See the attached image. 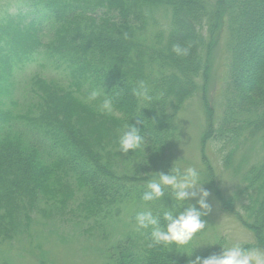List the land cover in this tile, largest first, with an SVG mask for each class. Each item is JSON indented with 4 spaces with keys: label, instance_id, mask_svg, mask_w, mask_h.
I'll return each instance as SVG.
<instances>
[{
    "label": "trees",
    "instance_id": "obj_1",
    "mask_svg": "<svg viewBox=\"0 0 264 264\" xmlns=\"http://www.w3.org/2000/svg\"><path fill=\"white\" fill-rule=\"evenodd\" d=\"M18 1L29 8L26 14L10 15L0 6L6 10L0 11V64L4 74L0 95L10 94L17 70L36 63L66 76L68 83L84 94L95 89L101 92V99L105 93L112 96L115 109L122 114V119L113 117L119 124L117 132L134 125L140 128L147 145L136 150L132 160L135 168H140L144 183L131 180L138 178L135 174H119L102 160L100 149L83 141L78 130H71L68 113L59 115L60 100L74 99L72 93H62L61 86L35 73L25 90V112L0 110L1 221L13 214L8 211L13 205L19 216L25 213L27 200L38 199L41 190L55 185V191L70 189L73 197L79 193L90 217L100 224L112 222L116 210L135 199L146 206L140 212L151 210L166 227L163 212L172 210L178 215L185 202L173 207L169 188H165L162 200L145 202L142 196L153 177L168 174L173 167L172 149L181 135L178 114L188 98L207 90V83L200 87L197 80H205L211 72L207 57L212 41L224 37L228 53L221 90L224 109L217 119L215 108L206 104L204 138L206 142L212 139L221 145L230 144L227 163L251 138L264 150V0ZM162 10L170 14L167 34L158 33L147 43L145 32L158 23L155 15ZM44 28L53 33L46 43L41 40ZM175 43H191L190 55L176 56L172 51ZM141 80L150 90L151 102L142 104L132 94ZM99 123L106 126L105 121ZM243 182L255 189L256 204L246 208L250 210L245 212L247 219L238 214L264 244V158L251 163ZM150 232L131 231L110 243L108 264H189L197 256L203 259L214 252L193 245L181 250L175 245L149 248Z\"/></svg>",
    "mask_w": 264,
    "mask_h": 264
},
{
    "label": "rangeland",
    "instance_id": "obj_2",
    "mask_svg": "<svg viewBox=\"0 0 264 264\" xmlns=\"http://www.w3.org/2000/svg\"><path fill=\"white\" fill-rule=\"evenodd\" d=\"M1 5L7 8L10 15L26 14L29 10L18 0H0ZM155 16L158 23L150 25L145 32L147 43L153 42L158 33L167 34L171 22L169 12L162 10ZM29 18L30 16L27 17ZM52 36L53 33L44 28L41 40L46 43ZM226 41V37L212 41L211 54L207 57L211 72L205 80L203 77L197 80L200 87L204 86V82L207 83V90L197 91L185 101L177 119L181 135L172 149L173 167L181 170L195 168L199 173L200 183L210 193L207 203L211 205L212 211L202 217L206 221V228L189 245L201 251L213 250V254H220L223 247H231L234 243H241L245 248L264 249L263 242L256 237L257 231L246 227L238 214L247 219L246 214L250 210L246 208L255 202V189L243 182V176L251 163L264 158L262 144L251 138L233 153V158L227 163L230 144L217 147V142L212 139L206 142L204 138L208 118L206 104L215 108L217 119L224 109L221 90L228 64ZM39 58L43 59V55ZM1 69L3 70L0 64V79L4 76ZM35 73L61 86L62 93H72L74 99L60 100L59 114L63 116L64 112L68 113L66 119H69L68 126L71 130H78L83 141L100 149L103 153L102 160L113 166L116 172L122 175L135 174L138 178L131 180L143 184L142 174L138 172L140 168H135L136 164L132 162L136 151L129 150L127 154L119 151V139L124 130L117 132L119 124L115 123L113 117L122 119V114L118 109L111 116L100 114L96 110L99 100L92 105L85 103L87 94L69 84L66 76H61L50 68H41L36 63H28L11 78L15 86L10 88V94L0 95V110L12 114L25 112V90L29 88L27 84ZM17 80H21V84L17 85ZM100 121H105L106 126L103 127ZM152 180L158 178L153 177ZM72 185L76 188L75 182ZM53 186L55 185L41 190L38 199L27 200L25 213L22 211L17 216L18 212H14L13 205L8 211H12L14 216L12 214L4 216L2 221L0 219V225L3 226H0V264H108V245L131 231L137 232L135 217L141 208L146 207L141 202L135 199L125 202L116 210L112 222L100 224L90 217V211L85 208L86 204L84 206L81 203L78 192L73 197L70 189L58 192L52 189ZM197 199L198 197L184 201L183 209L189 204L199 209ZM6 211L7 209L4 210Z\"/></svg>",
    "mask_w": 264,
    "mask_h": 264
},
{
    "label": "clouds",
    "instance_id": "obj_3",
    "mask_svg": "<svg viewBox=\"0 0 264 264\" xmlns=\"http://www.w3.org/2000/svg\"><path fill=\"white\" fill-rule=\"evenodd\" d=\"M127 38V33H125ZM192 44L182 46L175 43L172 46L173 53L178 57H187L190 55ZM132 94L143 104L144 101L151 102L153 100L150 90L144 81H137L132 89ZM99 100L96 110L102 115H113L115 113L114 98L104 94L101 99L99 90H92L86 97L85 103L90 105ZM142 122V121H141ZM222 142L217 143L219 147ZM119 151L127 154L129 150L136 151L146 147L145 137L141 135L140 128L131 125L126 126L119 139ZM200 183L199 173L193 167L181 170L178 167H172L168 174L159 173L158 180H152L147 184V191L144 192L142 199L145 202L162 200L165 197V188L171 189V197L175 201L173 207L177 204L192 198H197L199 209L195 205L189 204L184 211L166 210L162 214V219L167 222L164 227L161 224V217L153 215L151 210L139 212L135 219L137 230L151 229L149 248L164 247L170 248L175 245L177 250L186 248L198 233L206 228V221L203 216L208 215L212 211V207L207 203L209 191L203 188ZM172 207V208H173ZM171 209V208H169ZM189 264H264V249L257 247H247L241 243H234L231 247H223L220 254H212L207 258L201 259L197 256L190 260Z\"/></svg>",
    "mask_w": 264,
    "mask_h": 264
}]
</instances>
